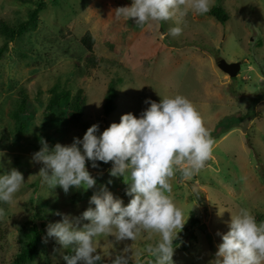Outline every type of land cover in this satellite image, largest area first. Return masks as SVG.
<instances>
[{
  "label": "rangeland",
  "instance_id": "374dc122",
  "mask_svg": "<svg viewBox=\"0 0 264 264\" xmlns=\"http://www.w3.org/2000/svg\"><path fill=\"white\" fill-rule=\"evenodd\" d=\"M43 1L47 7L40 12L38 29L11 43L0 60V151L6 153L0 171L16 168L25 178L13 202L0 204L5 209L0 217V264H15L14 254L25 241L31 222H36L39 208L50 212L49 224L61 220L58 212L80 217L101 184L125 204L130 200L123 177L109 175L111 162H98L99 168H92L86 161L97 179L93 189L72 188L65 194L59 186L51 190L41 184L38 174L43 165L31 159L41 142L50 147L67 145L84 135L82 129L70 125L65 113H44L49 90L55 86H68L73 93L83 90L87 99L84 119L98 123L101 132L128 112L139 117L149 107L146 99L159 102L161 97L176 94L194 102L209 130L226 116L243 117L253 112L248 114V123L241 122L246 130L234 127L214 139L213 155L198 175L182 181L177 172L170 181L176 203L189 214L183 229L193 218L199 219L191 227L193 235L175 247V264H215L222 242L218 233L229 230L231 214L246 207L258 222L264 221V0H215L214 6L227 9L229 20L222 24L209 13L189 12L183 34L177 38L165 35L175 26L173 21L163 22L159 33H149L146 26L141 28L132 19L126 25L116 22L115 9L130 6L132 0ZM35 6L0 0V17L12 22L26 19L27 9ZM88 31L95 38L92 53L81 42ZM88 56H95L97 65L86 64ZM221 58L241 61L236 77L219 68ZM115 77L121 80L116 109L105 115V96ZM20 91L28 96V109L22 114L26 129L21 135L10 115ZM86 223L89 221L82 219L79 227ZM203 224L211 238L204 233ZM46 232L47 227L38 258L28 264H66L63 256L74 252L54 238L45 242ZM158 238L154 234L149 240L144 234L135 242H116L112 236H100L97 247L103 258L112 259L131 246L134 261L150 264L154 258L145 248ZM187 242L191 246L181 248Z\"/></svg>",
  "mask_w": 264,
  "mask_h": 264
},
{
  "label": "clouds",
  "instance_id": "9594fccd",
  "mask_svg": "<svg viewBox=\"0 0 264 264\" xmlns=\"http://www.w3.org/2000/svg\"><path fill=\"white\" fill-rule=\"evenodd\" d=\"M214 5L215 0H132L130 6L115 9L114 19L123 25L132 19L135 25L146 26L149 33H159L163 22L173 21L175 26L165 35L177 38L183 34L189 12L204 15ZM145 103L149 107L139 117L131 112L123 114L118 123L112 122L102 132L94 123L82 139L74 137L67 145L56 143L50 147L42 141L40 150L32 155L33 163L43 165L38 174L41 184L51 190L59 186L67 194L72 188H95L97 179L86 161L92 168H99L98 162H111L109 175L123 177L128 185L127 204L101 184L80 217L57 213L62 218L47 226L45 242L54 238L64 249L74 252L63 256L66 264H104L97 237L135 242L144 234L149 240L154 234L159 237L145 248L154 258L150 264H175L174 241L189 214L186 216L176 203L170 181L177 172L182 181H189L204 170L215 141L188 97L176 94L161 97L159 102L148 98ZM5 155L0 151V170ZM24 183L23 173L16 168L0 171V204L12 203ZM4 214L5 209L0 207V217ZM82 219L89 223L81 228ZM228 229L218 233L222 242L215 253V264H264V221L258 222L250 209L242 207L231 214ZM133 251L131 246L124 247L110 264H139L134 261Z\"/></svg>",
  "mask_w": 264,
  "mask_h": 264
},
{
  "label": "trees",
  "instance_id": "16d2710c",
  "mask_svg": "<svg viewBox=\"0 0 264 264\" xmlns=\"http://www.w3.org/2000/svg\"><path fill=\"white\" fill-rule=\"evenodd\" d=\"M22 4H35V7H29L27 9V18L19 19L16 22H12L4 17H0V60H2L5 56V53L11 43H16L20 41L24 37L25 34L32 32L39 27V15L40 12L47 7V3L43 0H17ZM210 15L215 17L220 23L225 24L229 18L230 14L224 6H213ZM82 44L84 45L87 51L92 53L93 45L95 43V38L88 31L81 39ZM87 63L90 65H97V60L95 56H88ZM120 77H115L109 83V87L105 96L104 103V113L105 115H110L116 109V97L119 95V85L121 83ZM19 100L15 102L13 108L11 109V117L15 121L16 131L19 135H21L25 129L26 125L22 121V114L27 112L28 109V96L24 91L19 92ZM257 102V99L254 101ZM87 104L86 96L83 90L78 89L75 93L68 88V86H55L49 90V98L44 110L45 114L55 115L59 112H63L66 114L69 123L72 127H78L83 130L85 133L87 128L92 125L89 121L84 119V112ZM253 111V109H251ZM253 112L244 114V116L234 115V116H226L219 122H217L215 128L210 130L211 136L213 139H217L227 131L232 130L234 127L243 128L246 130L245 125L241 126V122L248 123L250 120V116ZM240 116V117H239ZM262 178L264 180V172L261 173ZM199 202L204 204L203 197L200 193H197ZM47 215H50V212L44 209H38L36 212V222L33 220L31 222L32 227L29 230V233L26 234L25 241L18 246L15 254H14V263L15 264H28L34 262L39 256V247L42 242V235L45 232V228L49 224V218ZM198 218H193L189 227L183 229L181 235H179L178 240L174 241L176 246H179L181 242L187 236H192L193 231L191 227H194L196 222H198ZM30 222V221H29ZM40 223V224H39ZM204 233H209L207 230V226L203 224ZM208 237L211 238L210 233ZM191 246L190 242H187L183 247V249H188ZM104 264H110L111 259L103 258ZM139 264L141 262L139 261Z\"/></svg>",
  "mask_w": 264,
  "mask_h": 264
},
{
  "label": "water",
  "instance_id": "95a60500",
  "mask_svg": "<svg viewBox=\"0 0 264 264\" xmlns=\"http://www.w3.org/2000/svg\"><path fill=\"white\" fill-rule=\"evenodd\" d=\"M219 68L227 73L231 78L236 77L242 67L241 61L228 62L226 59L221 58L218 60Z\"/></svg>",
  "mask_w": 264,
  "mask_h": 264
}]
</instances>
